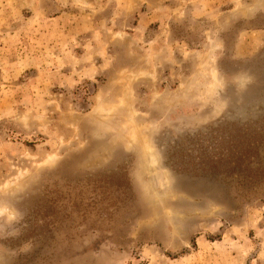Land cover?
<instances>
[{"label":"rangeland","instance_id":"obj_1","mask_svg":"<svg viewBox=\"0 0 264 264\" xmlns=\"http://www.w3.org/2000/svg\"><path fill=\"white\" fill-rule=\"evenodd\" d=\"M0 264H264V0H0Z\"/></svg>","mask_w":264,"mask_h":264}]
</instances>
